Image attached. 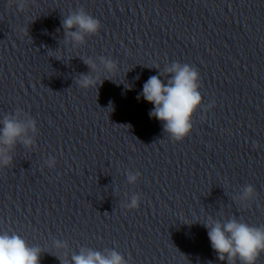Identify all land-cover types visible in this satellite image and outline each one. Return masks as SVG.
<instances>
[{
	"label": "clouds",
	"instance_id": "obj_1",
	"mask_svg": "<svg viewBox=\"0 0 264 264\" xmlns=\"http://www.w3.org/2000/svg\"><path fill=\"white\" fill-rule=\"evenodd\" d=\"M26 0H17L18 10H23ZM65 30V43L73 45L83 44L86 35H96L101 29V22L94 18L85 9L70 13L62 21ZM51 52L50 55H55ZM100 63L106 73H114L117 63L110 58L101 56ZM84 62L93 71H99L97 64L86 58ZM166 79H161L165 77ZM99 77L91 74H81L77 83L80 87L88 89L97 85ZM139 79V77H136ZM103 81L100 82L102 85ZM126 88L131 90V86ZM201 78L198 69L187 63L172 62L167 65L163 73L152 75L143 84L142 92L137 96L154 105L149 116L162 122L164 131L174 142H182L192 132V119L200 108L203 97L199 89ZM214 107V103L208 108ZM0 165L7 166L12 162L8 155L17 142L28 146L33 143L31 139H25L27 130L35 131V121L26 123L15 117L5 116L0 121ZM138 174L129 173V182H135ZM253 188H245L244 197L250 198ZM139 198L133 197L127 209H138ZM204 226L207 228L211 247L217 253L218 259L227 264H256L264 254V226H253L242 222L235 217L225 221L209 217ZM57 249L67 248L66 243L56 242ZM43 249L38 246H30L28 242L15 231L0 232V264H40V256ZM60 259V264H127L125 257L116 250H110L107 254L95 251L91 248H81L78 254H72L70 260Z\"/></svg>",
	"mask_w": 264,
	"mask_h": 264
}]
</instances>
